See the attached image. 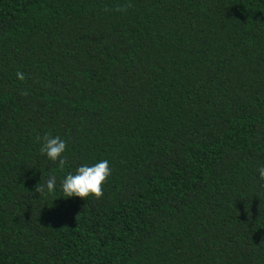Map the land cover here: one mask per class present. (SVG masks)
<instances>
[{
    "label": "trees",
    "instance_id": "obj_1",
    "mask_svg": "<svg viewBox=\"0 0 264 264\" xmlns=\"http://www.w3.org/2000/svg\"><path fill=\"white\" fill-rule=\"evenodd\" d=\"M261 165L264 0H0V264H264Z\"/></svg>",
    "mask_w": 264,
    "mask_h": 264
},
{
    "label": "clouds",
    "instance_id": "obj_2",
    "mask_svg": "<svg viewBox=\"0 0 264 264\" xmlns=\"http://www.w3.org/2000/svg\"><path fill=\"white\" fill-rule=\"evenodd\" d=\"M16 77L19 80H24L23 72H17ZM41 138H38V140ZM67 149V143L59 136L45 135L42 138L40 145V154L45 156L47 160L58 163L60 168H63L67 161L64 153ZM259 180L264 183V165L257 169ZM111 175V168L107 159L99 160L93 164H81L74 172L67 173L60 181V191L64 197H80L86 198L94 196L99 198L103 195L102 185ZM57 185V177L50 176L43 184H40L36 189L38 192H52Z\"/></svg>",
    "mask_w": 264,
    "mask_h": 264
}]
</instances>
